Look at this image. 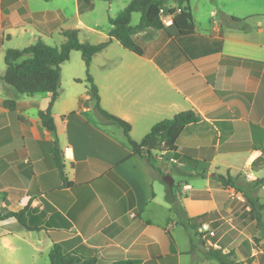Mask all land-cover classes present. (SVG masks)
I'll return each mask as SVG.
<instances>
[{
	"label": "crops",
	"instance_id": "1",
	"mask_svg": "<svg viewBox=\"0 0 264 264\" xmlns=\"http://www.w3.org/2000/svg\"><path fill=\"white\" fill-rule=\"evenodd\" d=\"M98 1L107 5L101 17ZM199 2L204 19L190 0L194 34L180 35L169 14L166 28L152 38H146L149 30L134 35L142 55L114 40L94 56L90 67L102 106L131 124L135 140L181 111L202 116L185 127L178 151L158 152L153 167L133 152L118 123L98 113L90 89L79 88L65 97L60 93L53 106L64 170L75 183L62 188L53 136L39 117L51 94L18 95L0 80V213L29 205L35 225V215L47 212L46 224L54 221L56 227L30 231L43 233L45 239L38 243L47 240L49 252L59 242L83 259L193 264L192 232L173 209L168 179L171 194L189 217L229 205L227 190L214 174L264 179V0ZM112 6L113 0H0V52L15 39L28 45L6 47L5 54L39 38L61 46L66 29L106 41ZM167 6L176 8L177 3L171 0ZM73 79L80 83L86 78ZM13 98L18 102L15 111L3 105ZM44 144V155L35 156L32 146ZM55 192L61 198L53 201ZM3 207L9 210L2 212ZM13 234L0 233L10 254L18 248ZM254 250L251 264H264V248Z\"/></svg>",
	"mask_w": 264,
	"mask_h": 264
},
{
	"label": "trees",
	"instance_id": "2",
	"mask_svg": "<svg viewBox=\"0 0 264 264\" xmlns=\"http://www.w3.org/2000/svg\"><path fill=\"white\" fill-rule=\"evenodd\" d=\"M169 1L171 0H130L129 4L115 18H109V38L100 43L82 42L79 38L78 29H66L62 31L66 40L61 46L50 45L39 38L33 44L23 49H7L5 54L7 69L4 75H0V80L12 86L18 95H34L37 93L51 94L48 107L39 111V117L43 126L53 136L52 141L54 144L52 152L63 180L62 188L73 187L75 183L68 179L64 170L65 164L61 158V151L58 146L57 126L53 115V106L59 97L61 89V65L70 59V54L74 50L81 52L82 59L85 62V81L94 95L95 109L103 118L118 123L124 129L125 136L133 152L144 157L151 167H153V160L158 152L178 151V140L185 127L202 120V116L195 110L181 111L173 118L159 121L141 140H135L131 135V124L117 115L110 113L102 106L99 88L90 71L94 56L103 51L114 40L118 41L125 49L142 55L143 48L135 41L134 35L138 32L149 30L146 34V38L149 39L153 37L157 30L165 29L166 24L163 20L161 9ZM174 1L177 3V7L170 8L169 12L173 16V21L180 35L186 36L194 34L196 25L190 7V0ZM137 12L141 13V19L138 24L133 25L132 17ZM234 19L240 20L238 18ZM3 105L11 111H15L18 108V102L15 98L5 99ZM190 160L192 161V159ZM213 177L220 181L226 189L237 188L236 180L230 174H214ZM260 181L264 183V179ZM93 183L97 184V181L95 180ZM123 185L129 189L127 184L123 183ZM51 194V191L48 192V195L51 196ZM244 194L249 199V196L246 193ZM170 201L179 217V221L185 227L192 230L194 235L198 234L201 223L209 220V217L213 215V213L208 212L195 217H189L175 196L170 198ZM250 204L252 209L257 211V219L262 221L264 204L257 206L252 200H250ZM29 209L30 206L27 205L19 211L0 213V220L14 218L27 230L47 229L49 225L43 222L35 225L31 224V219L28 214ZM37 212L36 209L33 210V214ZM46 213L43 212V215H46ZM52 224L53 222L50 221V226ZM67 226L70 227L71 223L68 222ZM208 255L218 260L221 264H240L231 259L230 254L220 250L210 249ZM49 260L50 264H141V260L134 258H122L109 261L93 256L83 259L79 254L66 250L59 242L53 244L49 252Z\"/></svg>",
	"mask_w": 264,
	"mask_h": 264
},
{
	"label": "rangeland",
	"instance_id": "3",
	"mask_svg": "<svg viewBox=\"0 0 264 264\" xmlns=\"http://www.w3.org/2000/svg\"><path fill=\"white\" fill-rule=\"evenodd\" d=\"M129 1L130 0H113L112 7L114 16H117L115 13L126 7L129 4ZM192 1L196 10L199 9V17L204 19L205 17H203V10L201 9L202 6L199 0ZM98 2L99 7L97 12L101 17L103 14V8L107 5L106 3H101L100 1ZM168 4H170V1L163 6L166 11H168ZM166 11L164 12V16L167 15ZM140 19L141 13H134L132 24H138ZM104 23L105 22H103V24ZM79 38L82 42L90 43H99V41H104L101 36L86 32L79 34ZM26 43H28L27 40L21 42V39H15L11 44H5V47L2 48L0 52V72L3 73L6 69L4 52L6 47L22 48L28 45ZM58 43L60 42H57V44ZM58 45L60 46V44ZM119 48L120 50H123L122 47ZM61 67L62 81L60 93L63 97L69 95L72 91L78 90L79 88L81 90L88 88L85 79H83L86 78V67L80 51H72L70 59L63 63ZM75 75H79L83 80L80 81V83L79 81H75V79H73ZM42 95H45V93H40L39 96ZM45 147L46 144L41 147L38 145L32 146L34 155H44ZM158 170H154V173L156 172V174H158ZM234 179L236 180L237 188H225L227 190L226 194L228 200L230 201L229 205H225V207L218 211L211 212L213 215L209 217V220L201 223L197 235H194L191 230L193 245L190 253L193 256V264H221L218 260L209 257L208 251L210 249H216L224 253H228L230 254L231 259L235 262H239L240 264H245L246 262L251 264L254 259L252 256L255 251L254 249H257L258 247L264 248V210L262 211L263 220L259 221L257 219V211L253 210L250 204V200L254 201L257 206L264 204V183H261L260 180L262 179L255 180L246 176L241 180H238L237 178ZM167 185L169 190L168 196L171 197L172 195V197H174L173 193L171 194L173 183L169 179ZM244 193L249 196V199L245 197ZM21 194H24V192H19L18 198H21ZM51 198L53 201H56L61 197L57 196L55 192L54 197ZM5 209L9 210L8 207H3L2 212H4ZM46 215H43V212L36 214L35 219L38 220L37 224H40L41 222L46 223ZM16 222L17 221L13 218L6 219L4 223H1L0 221V233H7L13 230V240L18 247L17 251L10 254L7 249L3 248L0 241V264H50L48 254L49 251L46 250L48 247V241L45 240L43 244L38 243L40 237H42L43 240L45 239L43 233L27 230ZM54 225L55 222L53 221V224L47 227V229H53L56 227ZM6 227L10 231H2V229H6ZM37 248L43 250V252H37Z\"/></svg>",
	"mask_w": 264,
	"mask_h": 264
},
{
	"label": "built area",
	"instance_id": "4",
	"mask_svg": "<svg viewBox=\"0 0 264 264\" xmlns=\"http://www.w3.org/2000/svg\"><path fill=\"white\" fill-rule=\"evenodd\" d=\"M165 11H166L165 8L162 7V9H161V14H162V17H163L164 22L167 23V22H166V21H167V17L169 16L170 12H169V10L166 11L167 15L164 16V12H165ZM67 150H68V147L66 148L65 151H67Z\"/></svg>",
	"mask_w": 264,
	"mask_h": 264
}]
</instances>
